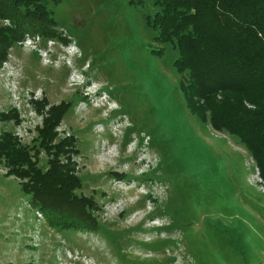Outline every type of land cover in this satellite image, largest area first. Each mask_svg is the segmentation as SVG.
<instances>
[{"label": "rangeland", "instance_id": "374dc122", "mask_svg": "<svg viewBox=\"0 0 264 264\" xmlns=\"http://www.w3.org/2000/svg\"><path fill=\"white\" fill-rule=\"evenodd\" d=\"M48 9L70 42L27 34L10 49L0 113L16 107L21 122L0 119V135L30 144L44 115L33 101H71L57 139L77 137L78 192L102 207L101 229L50 227L0 165V264H264L256 164L239 139L189 110L179 53L167 44L158 54L147 22L160 8L153 0H60ZM47 162L43 151L40 165Z\"/></svg>", "mask_w": 264, "mask_h": 264}, {"label": "trees", "instance_id": "16d2710c", "mask_svg": "<svg viewBox=\"0 0 264 264\" xmlns=\"http://www.w3.org/2000/svg\"><path fill=\"white\" fill-rule=\"evenodd\" d=\"M50 1L60 0H0V66L27 34L70 42L48 9ZM153 1L160 10L147 22L162 45L156 52L162 54L167 44L178 51L174 65L189 110L213 130L239 139L264 178V0ZM6 19L9 24L3 23ZM33 103L44 114L37 136L26 144L4 130L0 165L9 169L7 176L19 179L50 227L100 231L96 212L102 207L93 196L78 192L83 179L73 160L80 153L77 137L57 139L72 102L50 104L44 96ZM0 119L21 122L16 107L0 113ZM43 151L46 168L40 165Z\"/></svg>", "mask_w": 264, "mask_h": 264}, {"label": "built area", "instance_id": "2783aa9c", "mask_svg": "<svg viewBox=\"0 0 264 264\" xmlns=\"http://www.w3.org/2000/svg\"><path fill=\"white\" fill-rule=\"evenodd\" d=\"M59 131L62 132V128L59 126ZM63 133V132H62ZM69 135V134H68ZM67 136V135H66ZM252 162L254 163L255 160L254 158L252 157ZM256 164V162H255ZM254 164V165H255ZM255 170H256V175H255V178H256V183L258 184L259 188L264 191V178L262 177L261 175V172H260V169L257 165H255Z\"/></svg>", "mask_w": 264, "mask_h": 264}]
</instances>
